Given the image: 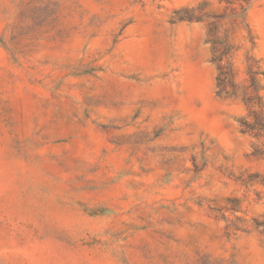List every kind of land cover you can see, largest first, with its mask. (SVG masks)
I'll return each mask as SVG.
<instances>
[{
    "label": "rangeland",
    "instance_id": "obj_1",
    "mask_svg": "<svg viewBox=\"0 0 264 264\" xmlns=\"http://www.w3.org/2000/svg\"><path fill=\"white\" fill-rule=\"evenodd\" d=\"M212 34L264 71V0H0V264H264V140Z\"/></svg>",
    "mask_w": 264,
    "mask_h": 264
},
{
    "label": "trees",
    "instance_id": "obj_2",
    "mask_svg": "<svg viewBox=\"0 0 264 264\" xmlns=\"http://www.w3.org/2000/svg\"><path fill=\"white\" fill-rule=\"evenodd\" d=\"M221 1L228 5L233 3V0ZM245 10L246 8H241L240 12H233L232 15L235 18L240 17L249 31L245 21ZM194 11L195 9L184 8L176 11L175 14L178 15V20H200L199 17L194 16ZM213 18L216 19L218 17L213 15ZM248 41L250 43V50L244 54L245 78L243 83L239 85L236 82L233 68V59L237 49L228 42V38L220 41L212 34L208 39V42L211 44L210 62L216 68L215 94L220 98L238 99L247 111L246 116L238 120L240 132L242 134L258 136L264 140V97L261 93L262 87L259 84L260 77L264 76V71L261 69L259 60L250 53L254 47V37L252 34H248ZM261 153H264V148Z\"/></svg>",
    "mask_w": 264,
    "mask_h": 264
}]
</instances>
